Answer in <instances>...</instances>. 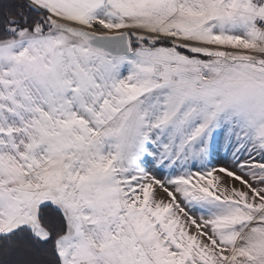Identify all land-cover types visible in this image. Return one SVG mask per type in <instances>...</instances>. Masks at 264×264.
<instances>
[{
	"label": "snow or ice",
	"instance_id": "snow-or-ice-1",
	"mask_svg": "<svg viewBox=\"0 0 264 264\" xmlns=\"http://www.w3.org/2000/svg\"><path fill=\"white\" fill-rule=\"evenodd\" d=\"M0 264H264V0H0Z\"/></svg>",
	"mask_w": 264,
	"mask_h": 264
}]
</instances>
